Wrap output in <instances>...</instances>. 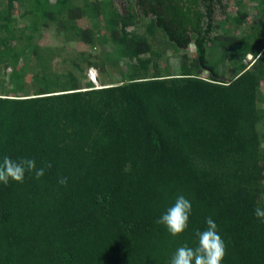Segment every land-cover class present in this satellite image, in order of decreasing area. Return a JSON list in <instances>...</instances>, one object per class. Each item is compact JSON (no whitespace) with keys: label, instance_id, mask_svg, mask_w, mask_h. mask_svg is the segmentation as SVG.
<instances>
[{"label":"trees","instance_id":"1","mask_svg":"<svg viewBox=\"0 0 264 264\" xmlns=\"http://www.w3.org/2000/svg\"><path fill=\"white\" fill-rule=\"evenodd\" d=\"M126 1L0 0V160L45 169L0 182V264H169L208 217L221 264H264V0Z\"/></svg>","mask_w":264,"mask_h":264},{"label":"clouds","instance_id":"2","mask_svg":"<svg viewBox=\"0 0 264 264\" xmlns=\"http://www.w3.org/2000/svg\"><path fill=\"white\" fill-rule=\"evenodd\" d=\"M48 166L51 167L50 164ZM26 172H34L35 178L40 179L44 175L45 169H37L35 160L31 158L14 160L10 156H4L0 160V182L5 185L10 180L22 183ZM58 182L65 185L67 177H61ZM191 211L190 200L181 194L176 198L174 204L161 214L156 223L163 225L172 236H177L188 227ZM254 215L264 221V208L256 207ZM205 223L204 230L197 229L195 231L196 246L191 247L185 244L178 247L169 264H221L225 255L224 241L218 234V226L211 217L206 218Z\"/></svg>","mask_w":264,"mask_h":264},{"label":"rangeland","instance_id":"3","mask_svg":"<svg viewBox=\"0 0 264 264\" xmlns=\"http://www.w3.org/2000/svg\"><path fill=\"white\" fill-rule=\"evenodd\" d=\"M228 3V7L227 9H225L224 7L220 6V5H217L216 6V10H215V18L217 20H222L224 18H226V13L224 12V9L231 13V14H235L238 7L237 5L234 3V0H228V1H225ZM115 3L117 4V6L122 10V11H125V8L127 6V1L126 0H115ZM82 24L83 25H87L88 24V20L85 18L83 21H82ZM48 38L51 39L52 41L55 42V37H52V35H49V33L47 34ZM57 41H61L62 42V39H57ZM77 47V43L76 42H73L71 41L69 44H68V47L67 49L69 51H72L73 49H75ZM186 52L188 53H195V46L194 45H191L190 48L188 49V51L186 50ZM180 55H172L170 54L169 57H168V63L171 65V70H172V73H176L178 74L179 73V70H180V64H179V61H180ZM160 62L162 61V59L159 60ZM122 67L123 69H126L127 68V64H124V62H122V65L120 66ZM95 70L96 74H97V77L94 73H90V76H89V73L91 70ZM119 68H116V69H110L109 70V73L110 74H107V75H103L102 77L104 78V82L106 83H110L111 81L113 82V78L111 75H113L114 73L116 74L118 72ZM232 72L230 69L227 70V73H228V76L231 77L232 75ZM87 74H88V77L90 80H92L93 82H97L95 83L96 85H100L102 82H101V79L99 78V73L96 69L94 68H89L87 70ZM92 76V77H91ZM119 76H116V78H118Z\"/></svg>","mask_w":264,"mask_h":264},{"label":"bare ground","instance_id":"4","mask_svg":"<svg viewBox=\"0 0 264 264\" xmlns=\"http://www.w3.org/2000/svg\"><path fill=\"white\" fill-rule=\"evenodd\" d=\"M91 72V71H90ZM90 72H88L89 73V76H90ZM92 77V76H91Z\"/></svg>","mask_w":264,"mask_h":264}]
</instances>
